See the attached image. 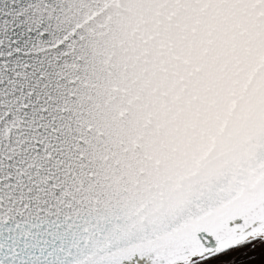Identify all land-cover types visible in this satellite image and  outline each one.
Returning <instances> with one entry per match:
<instances>
[{"label": "snow or ice", "instance_id": "6c2138e0", "mask_svg": "<svg viewBox=\"0 0 264 264\" xmlns=\"http://www.w3.org/2000/svg\"><path fill=\"white\" fill-rule=\"evenodd\" d=\"M0 264H264V0H0Z\"/></svg>", "mask_w": 264, "mask_h": 264}]
</instances>
